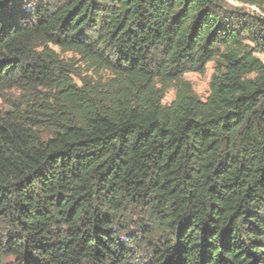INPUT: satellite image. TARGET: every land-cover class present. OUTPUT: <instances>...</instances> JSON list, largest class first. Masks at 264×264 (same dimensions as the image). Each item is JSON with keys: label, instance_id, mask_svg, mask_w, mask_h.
<instances>
[{"label": "trees", "instance_id": "obj_1", "mask_svg": "<svg viewBox=\"0 0 264 264\" xmlns=\"http://www.w3.org/2000/svg\"><path fill=\"white\" fill-rule=\"evenodd\" d=\"M231 1L0 0V264H264V0Z\"/></svg>", "mask_w": 264, "mask_h": 264}, {"label": "rangeland", "instance_id": "obj_2", "mask_svg": "<svg viewBox=\"0 0 264 264\" xmlns=\"http://www.w3.org/2000/svg\"><path fill=\"white\" fill-rule=\"evenodd\" d=\"M228 4L232 6H240L238 3L228 0ZM248 10L253 11L255 8L247 7ZM255 12L259 13V10H255ZM259 58L264 60V55H259ZM213 63H208L206 65L205 71L203 74L198 73H187L184 78L190 82L195 94L201 99L204 100L208 96L209 93V83L211 80V76L213 73ZM174 98V91H168L164 103H170Z\"/></svg>", "mask_w": 264, "mask_h": 264}]
</instances>
